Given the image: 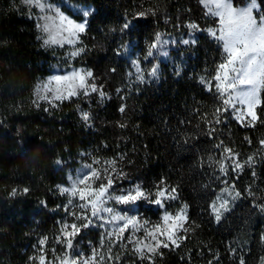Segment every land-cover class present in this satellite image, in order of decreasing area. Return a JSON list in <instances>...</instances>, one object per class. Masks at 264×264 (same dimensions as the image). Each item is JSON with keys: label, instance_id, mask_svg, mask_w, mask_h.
Here are the masks:
<instances>
[{"label": "trees", "instance_id": "trees-1", "mask_svg": "<svg viewBox=\"0 0 264 264\" xmlns=\"http://www.w3.org/2000/svg\"><path fill=\"white\" fill-rule=\"evenodd\" d=\"M68 1L89 5L92 12L99 9L94 20L87 18L81 36L80 46L88 51L70 63L92 70L97 91L103 87L105 98L79 94L70 100L38 101L36 86L65 48L42 46L38 20L23 0H0V264H31L38 241L59 232L65 198L57 186L92 157L113 162L146 191L163 178L167 187H177L178 202L189 205L180 247L163 249L152 264H209L213 259L216 264H239L241 255L247 264H264V214L250 212L255 201L264 204V152L262 146L245 142V137L264 139V125L244 128L221 115L224 123L212 125L215 134H202L223 103L214 89L200 84L204 71L214 73L221 47L199 32L197 43L174 51L171 61L157 63L156 76L146 75L143 82L129 76L130 52L137 51L141 63L151 65V59L144 60L145 49L155 34L168 30L179 16L202 23V5L198 0ZM260 4L264 0H258L264 15ZM149 9H157L158 18L145 17L130 35L120 32L125 13ZM72 15L77 20L81 16ZM121 106L124 113L118 111ZM83 112L91 119L83 120ZM221 141L239 154L242 164L255 156L257 175L247 168L221 175L223 147H214ZM223 178L242 196L217 222L209 204L224 185Z\"/></svg>", "mask_w": 264, "mask_h": 264}, {"label": "snow or ice", "instance_id": "snow-or-ice-1", "mask_svg": "<svg viewBox=\"0 0 264 264\" xmlns=\"http://www.w3.org/2000/svg\"><path fill=\"white\" fill-rule=\"evenodd\" d=\"M202 5H210L208 11L204 13L205 16L211 15L217 18L214 23L218 25V28L206 29V34L213 38L217 45L222 47V58L219 63L215 65L214 75L209 73L211 79L200 78V84L208 91H212L211 85L214 83L215 91L220 94V100H222V107L215 109L217 118L214 122L208 123L209 128L206 133H202L207 136H213L216 129L212 126L223 124L224 121L220 119L223 115L226 119H234L235 122L242 125L244 128H254L258 124L264 125V15H258L254 12V9L258 6V0H251L246 6H237V0H198ZM245 0H241L243 5ZM25 5L29 7H35L40 10L41 13H47V15L39 16L38 20L43 19L45 22L42 26L43 32L46 34V38L43 39V45L50 47L53 45L73 46V50L66 53L70 58H76L81 54H84L88 49L82 45V34H85L88 28L89 21L86 17L95 19L99 9L96 12L83 11V14L77 19L70 18L69 15H65L64 11L59 6H54L42 2V0H25ZM261 12H264V4H260ZM159 11L157 9H149L148 11H141L138 13L127 12L121 19L123 23L120 26V32L122 34H131L139 26V23L145 17H157ZM169 21H166V23ZM37 28L41 26L36 25ZM181 28L185 27L183 23ZM188 29L198 30L200 26L198 22L189 21L186 25ZM115 31V29H110ZM157 42L168 43V41L162 40L161 34L156 33L154 39L148 46L147 56L152 55V49L157 47ZM183 45H191L197 43L195 40L182 39L178 42ZM147 56L145 59H147ZM135 67V80L143 82L145 79L144 72L141 71V66L137 61H132ZM114 71V70H113ZM67 74H56L48 78V80L40 85H37V91L41 89L47 91L49 89L64 90V99L70 100L72 97L78 96L81 92L85 96L92 94H98L101 98H105V91L103 87H100L97 91V85L93 83L90 86L88 81L94 78V72L92 70L73 69L66 72ZM158 68L153 65L148 75L156 76ZM133 74L130 72L129 76ZM177 75H179V68H177ZM240 86H247L241 88ZM121 91L120 89L116 90ZM222 93H230L228 98L225 99L221 96ZM57 100L61 99L60 95L56 96ZM237 105H244L241 109ZM231 108V112L228 109ZM239 110L242 115H234V110ZM119 112L124 113L126 111L125 106H121L118 109ZM83 120L91 119L89 112L81 113ZM252 123H247V121ZM119 127L124 128L125 125ZM190 142V141H189ZM245 142L248 144H258L261 147V151L264 152V139L259 141H253L248 137H245ZM216 149L223 147V163L218 168L219 172L224 175L234 174L237 172H243L245 168L251 171L252 176L257 175L255 166L257 161L255 156L251 155L247 157V160L242 164L239 160V154L234 153L231 147L224 146L223 141L220 144L214 146ZM209 161H212L213 157H208ZM115 161L116 159L113 158ZM235 161L236 163L228 164L227 161ZM264 160V156H262ZM96 164L99 161L95 162ZM128 174L120 172L117 175V170L113 169L110 176H106L101 180L99 170L94 166L92 170L88 172L87 176H84L79 180V187L75 181L72 182V186H57V190L61 194H67L70 198L67 205H64L65 216L67 220H63L60 224V233L57 236V245L60 244V237L66 241V244L62 245L66 253H69L74 246V240H77L82 235L84 229H88L94 224V218L101 213H111L114 210L116 215L112 216L111 221H105L106 223L122 222L119 224V228L115 229L119 233L116 245L124 242L126 233H129V229H132V233L143 229L147 236L156 240V243L151 245L148 249V261L150 264L153 262L154 256H163V249L179 248L181 241L176 239V232L178 229H182L184 224H187L190 220L189 205L187 203L181 205L175 214L167 210L165 201L178 200L177 187H167L163 178L159 181L158 186L155 187L154 193L146 191L141 184L131 183L127 179ZM71 179V178H70ZM117 181L128 182L130 187L124 188L117 184ZM97 185V186H94ZM234 188V185L232 186ZM232 188L225 186L220 189L222 194H227V197L231 198V201H235L242 196L240 191L233 193ZM27 193L28 189H24ZM252 190L249 188V193ZM118 193V194H117ZM255 200L254 196L249 195ZM72 197H78L81 201L80 207L83 209L79 214L72 213L68 209L73 203ZM220 201L219 204L213 202L209 204V208L214 215V219L217 222L222 220L224 213L230 211V199L223 196L216 198ZM43 203V202H42ZM148 203L150 205H156L162 212L159 216V222L148 226L150 222L147 219L141 221L137 215H130L128 211L119 209L116 206H136ZM114 205V206H112ZM254 207L258 209L259 213L264 214V204L259 201H255ZM70 218V219H69ZM103 219V217H101ZM83 220L84 223L80 224L79 221ZM172 220L181 221L182 223H176L168 231V222ZM128 234V235H130ZM158 236H164L165 239H158ZM187 236L183 239L185 240ZM264 239V236H262ZM46 238L40 240V256H33L32 259L36 260V264H47L46 255L44 254ZM128 243H132L131 240ZM102 246V245H101ZM142 248L138 247L137 251H141ZM233 253L238 250H232ZM239 264H247L246 259L241 255ZM83 259L84 264H95L96 252L95 247L91 249L90 254H82L76 257V260ZM111 259V255L109 256ZM143 260L144 257L139 258ZM60 264H68L67 258L60 262ZM76 264V262H73ZM209 264H216V259L209 261Z\"/></svg>", "mask_w": 264, "mask_h": 264}, {"label": "rangeland", "instance_id": "rangeland-1", "mask_svg": "<svg viewBox=\"0 0 264 264\" xmlns=\"http://www.w3.org/2000/svg\"><path fill=\"white\" fill-rule=\"evenodd\" d=\"M23 2L25 3V0H23ZM42 2H46L47 4H51L54 6H59L61 10L64 11L65 15H69V17L73 19L75 18L73 17L72 14L82 15L83 11L85 10H88L90 13L93 11V7L89 5H84L80 3H72V2H69L68 0H42ZM250 2L251 0H246L243 5L239 4L237 6H246L247 3H250ZM202 7L204 8V13H206L210 5H202ZM29 8L33 10L34 15L37 18V20L39 16L47 15V13H41L40 10L38 8H35L34 6L29 7ZM65 9H69L71 13H68L67 11H65ZM254 12L258 15H261L259 13V5L257 6L256 9H254ZM87 18L88 17H86L85 19L87 20ZM216 19L217 18L211 15H208V16L203 15L202 23L200 24L198 23L200 26V29L192 30V29H188L186 25L189 21H193V22H196V21L192 20L191 18H187V17L186 19H183V16L177 17V19L175 20V23H169L168 30L159 32L161 34L162 40L168 41V43L157 42V47L151 50L152 51L151 56H147V50H148L149 44L146 45L145 57L147 56V59H145L144 57V60L151 59L152 60L151 65L142 64L140 61V56L137 53V51L129 53L128 56H129V61L132 67L133 76L135 77V67L132 64V61L138 62V64L141 66V71L144 72L146 76L148 75V72L150 71L153 65H156L158 68L157 63L159 61L161 60L171 61L173 58L174 51L181 52L192 45L191 44V45L186 46V45H183L180 43H174V42H178L186 38L195 40L196 35L199 32H203L206 34V29L218 28V25L214 23ZM44 22L45 21L43 19L38 20V24L41 26L40 30L42 31L43 37L45 39L46 34L42 30V26ZM181 23H183L185 27L181 28L180 27ZM51 47L57 48L61 46L53 45ZM63 47L65 48L64 56L62 57L64 59L62 58L59 59V61L55 63L53 67L51 68L50 73L45 78H43L38 84L40 85L44 84L48 80V78L52 75L64 74V73L67 74L66 72L72 71L73 69L90 70L86 66L71 65L70 62H72L73 58H70L68 55H66V53H69L71 50H73V46L64 45ZM146 68L148 69L146 70ZM212 75H214V73H212ZM201 77H204L205 79H209V80L211 79V76L209 75V72L207 71H204ZM93 83H94L93 79L88 81L89 90H90V86ZM240 87L246 88L247 86H240ZM211 88L215 90L214 83L211 85ZM80 94H84V93L81 92ZM229 94L230 93H222L221 96H224V98L227 99ZM57 95L61 96L60 100H64L63 98L64 90L49 89L45 91L41 89L40 91H37V86H36L35 96L38 101H45V102L59 101L56 99ZM237 107H240L241 109H243L245 106L237 105ZM228 110L229 112H231V108H229ZM233 114L242 115V113H239L238 109L234 110ZM251 122L252 121L250 120L247 121V123H251ZM96 161L98 160L94 159L93 157L89 158L87 161L83 162L82 164L77 166L75 169L69 171L67 174L66 182L59 184V186H65V187L71 188L72 182L75 181L77 183V186L79 187L80 186L78 183L79 180L82 179L84 176H87L88 172L92 170L93 166L99 170L101 180H103V178L106 176H110L113 172V169L117 170V175H119L121 171L126 173L125 171L119 169V167L113 164V162L111 161L99 162L98 164L95 163ZM221 175L224 176V174H221ZM127 179L131 183L141 184V182L136 177H131L130 175H128ZM222 182L224 184L222 187L228 186L232 188L231 184L226 183L227 181L225 178L222 179ZM117 184L118 185L122 184L124 188L130 187V184L128 182L117 181ZM94 186H97V185H94ZM154 191H155V188L152 189L150 192L154 193ZM232 191L234 193L235 189L232 188ZM63 195L65 198V205H67L70 197L67 194H63ZM218 196H223L225 198L230 199V210L235 206V204L239 200V198H237L235 201H231V198L227 197V194H222L219 190V192L216 194L215 199L213 201V202H216L217 204L220 203V201L216 199ZM71 199H73V203L69 207L68 210L72 213L79 214L81 211H83V209L80 207L81 201H79L78 197H72ZM165 204L167 206V210L175 214L176 211L179 209V207L185 203H182V202L179 203L178 200H175V201L168 200V201H165ZM116 207L124 211H128L130 215H137L138 218L141 219V221H143V219H147L150 222V225L148 226L149 228H151L152 225H155L159 222V216L162 212V209H160L158 206L150 205L148 203H143L142 205H136V206H131V207L129 206H116ZM256 211L259 212L258 209L254 208V205H252L250 212L255 213ZM114 215H116L115 210L111 213H103L101 211V213H99L94 218L95 220L94 224L91 225L88 229H84L82 231V235L79 236L77 240H74V246L69 253H66L63 249L62 245L66 244V241L63 239V237H60L61 246L57 245L56 238L59 235L60 230L52 237L46 238L47 242L45 245L44 254L46 255L47 264H60V262H63L66 258L68 260V264H73V262H76V264H84L83 259H80L77 261L76 257L78 255H82L86 253L90 254L91 249L93 247H95V252H96L95 264H134L136 261L137 262L138 261L139 262L148 261L147 259L149 255L148 249L151 247V245L156 243V240H154L152 237L147 236L143 229H141L138 232H135L134 234H130L132 233V229L130 228L129 233H126L127 236L125 237L124 242L119 245H116V240L118 239L119 233L116 232L115 229H118L119 224L122 222H113V223L105 222V221H111L112 216ZM101 217H103V219ZM213 218H214V215H213ZM67 219L68 217L65 216V208H64V214H63L62 220L60 221V224L63 222V220H67ZM79 223L83 224L84 221L80 220ZM176 223H182V222L177 221V220L169 221L168 222L169 227L168 229H165L164 231L170 230L172 227L175 226ZM185 228H186V224L183 225L182 229L177 230L176 239L178 241L180 240L181 235L184 232ZM158 239H165V238L164 236H158ZM40 240L38 241L36 247H34V253L32 255H35V256L41 255ZM129 240H131L132 243L129 244L128 243ZM165 243H167L166 239H165ZM138 247L142 248V250L137 251ZM110 255H111V259H109ZM141 256L144 257L143 260L139 259ZM31 264H36V260L33 259Z\"/></svg>", "mask_w": 264, "mask_h": 264}]
</instances>
